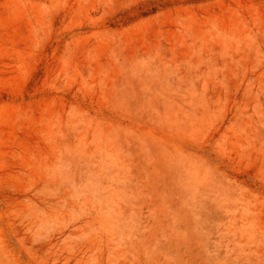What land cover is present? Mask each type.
Wrapping results in <instances>:
<instances>
[{
  "label": "rangeland",
  "instance_id": "obj_1",
  "mask_svg": "<svg viewBox=\"0 0 264 264\" xmlns=\"http://www.w3.org/2000/svg\"><path fill=\"white\" fill-rule=\"evenodd\" d=\"M0 264H264V0H0Z\"/></svg>",
  "mask_w": 264,
  "mask_h": 264
}]
</instances>
